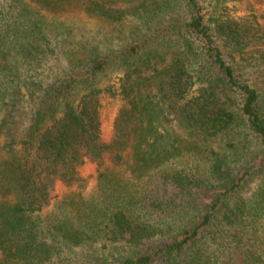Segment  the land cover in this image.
<instances>
[{
    "label": "trees",
    "instance_id": "16d2710c",
    "mask_svg": "<svg viewBox=\"0 0 264 264\" xmlns=\"http://www.w3.org/2000/svg\"><path fill=\"white\" fill-rule=\"evenodd\" d=\"M239 1L0 0V264H264V0Z\"/></svg>",
    "mask_w": 264,
    "mask_h": 264
},
{
    "label": "rangeland",
    "instance_id": "374dc122",
    "mask_svg": "<svg viewBox=\"0 0 264 264\" xmlns=\"http://www.w3.org/2000/svg\"><path fill=\"white\" fill-rule=\"evenodd\" d=\"M249 1L250 0H241L239 2H234V3L231 2L229 6L236 8L239 12H243L245 11L246 8H248ZM254 8L256 9L259 15L264 16V5L255 4ZM57 63L58 62L56 61L55 57L53 56L48 57L43 66L45 73L50 68L51 69L56 68ZM120 105H121V102L119 101L118 97H111L106 94H103L101 97V109H100L101 120H102L101 129H102V138L106 142L109 141L110 139L111 131H112V122H113L115 114L118 108L120 107ZM25 109H26L27 114L26 113L22 114V117H23L22 125L27 124L28 122L27 117H29V112H30L28 104L25 106ZM79 172L86 180L85 187L83 189L87 190L94 183V180H93L94 169L92 165L88 163L80 167ZM67 189H70V188L63 186L62 184H59L57 186L56 192L61 193ZM170 194L171 192L169 193L168 196H170Z\"/></svg>",
    "mask_w": 264,
    "mask_h": 264
}]
</instances>
